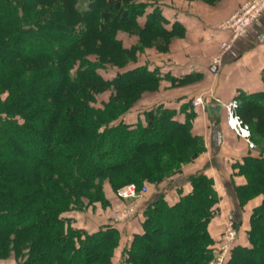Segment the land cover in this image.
Masks as SVG:
<instances>
[{"label":"trees","instance_id":"16d2710c","mask_svg":"<svg viewBox=\"0 0 264 264\" xmlns=\"http://www.w3.org/2000/svg\"><path fill=\"white\" fill-rule=\"evenodd\" d=\"M120 1L106 26L99 7L107 0H0V258L113 264L119 228H74L63 214L83 198L100 199L106 179L115 189L160 181L204 150L191 131L194 113L180 121L174 109L157 106L147 111L151 121L124 120L140 96L131 92L160 79L157 68L142 65L107 78L96 63L79 58L88 54L86 38L110 39L122 26L178 30L164 26L161 11ZM109 85L116 94L104 107L92 105V91ZM241 170L248 178L237 188L243 204L264 195V158H248ZM190 183L175 202L162 194L146 203L125 262L209 263L217 242L209 223L219 198L208 175L195 174ZM247 237V245L235 241L222 264H264V200L253 210Z\"/></svg>","mask_w":264,"mask_h":264},{"label":"crops","instance_id":"0c3cea01","mask_svg":"<svg viewBox=\"0 0 264 264\" xmlns=\"http://www.w3.org/2000/svg\"><path fill=\"white\" fill-rule=\"evenodd\" d=\"M245 1L217 0L207 3L202 0H166L169 4L165 2L161 5L166 20L164 26L170 30L175 25L184 32V37L178 38L172 45V63L154 65L146 62L127 70L141 65L157 68L160 79L169 83L189 76H204L203 80L167 86L158 92L160 101L156 104L162 103L174 109L180 121H185L189 114L194 113L191 131L203 139L204 150L194 160L184 163L180 171L164 179L162 186H150L140 206L145 207L149 200L162 194L171 202L177 201L180 193L190 191L191 176L204 173L213 179L219 198L217 213L209 223L212 236L218 241L230 219L239 230L237 240L247 245L251 215L262 204L264 195L256 194L241 204L237 188L248 183L246 172L241 170L242 164L248 158H264V14L224 53L219 74L213 77L208 73L210 57L219 42L231 35L220 24ZM145 18V15L141 16L140 22L143 23ZM199 96L205 103H221V115L212 118L205 106H193V100ZM244 96L257 98L258 102L245 100ZM232 100L239 103L236 110L249 128V138L239 135L227 122L224 104ZM124 118L128 123L138 121L137 116ZM0 264L18 262L10 256L0 258Z\"/></svg>","mask_w":264,"mask_h":264},{"label":"rangeland","instance_id":"374dc122","mask_svg":"<svg viewBox=\"0 0 264 264\" xmlns=\"http://www.w3.org/2000/svg\"><path fill=\"white\" fill-rule=\"evenodd\" d=\"M108 5L99 7L100 14L104 18V23L106 26H109L112 22V17L108 12L109 9H113L123 6V2L120 0H107ZM120 1V2H119ZM130 4L137 5L138 7H144L145 11L151 9H156L157 11L163 10V3L166 4V0H125ZM188 1V0H187ZM199 1V0H198ZM207 3H215L217 0H202ZM166 2V3H165ZM162 5V6H161ZM240 8V7H239ZM238 8V9H239ZM83 21V20H82ZM84 22V21H83ZM222 24V23H221ZM220 24V27H221ZM184 32L182 30H177L174 33L164 32L160 27H155L152 29L141 30L140 25L130 24L127 26L119 27L116 32L113 34V37L108 38H96L94 36H89L85 39L87 44L86 52L88 54H83L82 57L86 58L92 63H96L98 69L104 77L112 78L115 75H118L127 68L135 66L137 64H144L150 62L154 65H169L172 63V45L178 38H183ZM238 39V38H237ZM226 40V39H224ZM221 40L218 44L217 50L212 54L211 58L218 54L221 50ZM81 48V49H82ZM165 57V58H163ZM222 65V64H221ZM220 65V67H221ZM142 66V65H141ZM214 73L210 70V61L208 65V73L213 77L217 76L220 71ZM187 77L183 80H172L170 83L168 81L163 82L161 79L157 81L148 82L144 84L143 87L136 91L131 92V96H139L136 102L129 108V110L124 113V116L133 117L137 120H146L151 121V116L147 111L154 109L157 106H164V104H156L160 97H158V92H161L167 86H181L188 82H194L203 80L204 76L194 75ZM93 96L95 97L94 101H91V104L94 106L104 107L105 102L109 100L111 95L116 94V88L113 86H105L101 92L92 91ZM7 97V93L3 94V99ZM158 99H157V98ZM239 104V103H238ZM152 107V108H151ZM165 107V106H164ZM238 113V112H237ZM124 118V117H123ZM125 120V118H124ZM137 121V122H138ZM136 122V123H137ZM134 123V124H136ZM192 126V125H191ZM194 160V159H193ZM169 178L166 176L160 181L149 182L144 181L141 185L146 184L150 188L162 186V181ZM135 182V181H132ZM130 183V182H129ZM137 183V182H135ZM128 184V183H127ZM166 184V183H164ZM102 193L100 194V199L96 201H90L87 198L82 199V205L76 204L73 209L68 210L63 215L67 218V224L74 228H85L87 230H93L95 228L113 224L117 226L120 230L119 233V243L114 251L112 256L113 264H130L124 261L123 251L128 245H130L134 233L132 231L141 230V220L143 219V209L141 207L142 200L147 196H140L134 199H122L117 196V190L112 187L111 183L106 179L103 181ZM135 206L134 213L128 218L117 219L115 215L121 212L125 207ZM230 219L227 220V223ZM227 223L223 231H221L218 241L215 244L214 256L209 261H216L218 254L221 252V241L226 232ZM136 233V232H135ZM238 236V233H237ZM237 238V237H236ZM237 240V239H236ZM235 240V241H236ZM234 241V243H235ZM233 243V244H234ZM230 246L228 253L225 255V259L230 255L231 248ZM208 263V264H209Z\"/></svg>","mask_w":264,"mask_h":264},{"label":"built area","instance_id":"2783aa9c","mask_svg":"<svg viewBox=\"0 0 264 264\" xmlns=\"http://www.w3.org/2000/svg\"><path fill=\"white\" fill-rule=\"evenodd\" d=\"M264 14V0H246L240 8L235 11L230 17L222 22L221 27L229 30L231 35L229 39L221 42V50L218 54L214 55L210 60V70L216 73L219 70L220 65L223 62L224 53L229 50L233 42L244 36L252 24L257 21ZM193 106H205V100L199 96L192 102ZM226 119L232 129H234L239 135L249 138L250 131L248 126L242 121L240 115L237 113L238 101L232 100L226 104ZM250 145L253 146V142L250 141ZM149 192V187L146 184L138 185L135 182H130L121 186L117 190V196L122 199H134L140 196H144ZM135 206L125 207L121 212L115 215V218L122 219L128 218L134 213ZM238 229L236 224L229 220L226 227L224 238L221 241V252L218 254L216 261H211L209 264H222L225 260V255L228 253L229 248L236 240Z\"/></svg>","mask_w":264,"mask_h":264},{"label":"water","instance_id":"95a60500","mask_svg":"<svg viewBox=\"0 0 264 264\" xmlns=\"http://www.w3.org/2000/svg\"><path fill=\"white\" fill-rule=\"evenodd\" d=\"M205 107L210 112L212 118H216L221 115L223 110V105L221 103H207Z\"/></svg>","mask_w":264,"mask_h":264}]
</instances>
